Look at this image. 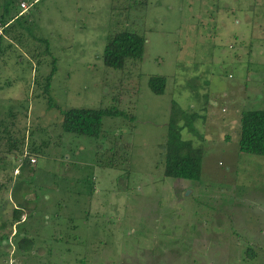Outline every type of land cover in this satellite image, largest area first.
Instances as JSON below:
<instances>
[{
    "label": "rangeland",
    "instance_id": "374dc122",
    "mask_svg": "<svg viewBox=\"0 0 264 264\" xmlns=\"http://www.w3.org/2000/svg\"><path fill=\"white\" fill-rule=\"evenodd\" d=\"M22 2L0 29V264H264V156L239 147L243 111L264 109V0ZM126 29L143 58L106 66ZM109 107L125 115L101 137L63 130L65 111ZM174 107L199 115L182 135L203 148L200 180L165 175Z\"/></svg>",
    "mask_w": 264,
    "mask_h": 264
},
{
    "label": "trees",
    "instance_id": "16d2710c",
    "mask_svg": "<svg viewBox=\"0 0 264 264\" xmlns=\"http://www.w3.org/2000/svg\"><path fill=\"white\" fill-rule=\"evenodd\" d=\"M22 0L15 7L13 0L3 6V13L0 15V27L7 28L13 26V22L22 17L24 12L17 10L21 7ZM29 5V4H28ZM30 6V5H29ZM20 9V8H19ZM17 10V15H13V11ZM40 44L44 45L45 54H50L49 40L47 38H37ZM146 48V38L136 32L123 30L108 37V42L104 51V63L106 66L114 69H123L128 60H140L143 58ZM4 52V50L2 51ZM1 53V51H0ZM57 71L56 60H53V68L49 75L45 78L44 87L45 95L51 98V85L53 77ZM151 89L156 94H163L166 90L167 78L165 76H154L149 81ZM51 100V99H50ZM63 130L67 133L99 138L103 135V120L106 116L119 117L124 116L122 110L118 107L109 108H71L64 113ZM199 117L197 113L184 114L174 107L170 129L168 134V142L162 146L166 156L165 175L175 179L200 180L202 176L203 165V148L195 146L192 139H185L182 135L186 127L192 131L194 121ZM184 119L181 124V119ZM239 147L242 152L249 154H257L264 156V109L243 111L240 119ZM122 150V149H120ZM116 152V151H115ZM118 155V152H116ZM29 155H25V163H31ZM112 164V163H111ZM110 165V164H109ZM93 193V190H91ZM21 208H16V224L21 221ZM33 241L24 239L20 244L22 250H30ZM256 251L247 245L245 251V262L255 261Z\"/></svg>",
    "mask_w": 264,
    "mask_h": 264
},
{
    "label": "built area",
    "instance_id": "2783aa9c",
    "mask_svg": "<svg viewBox=\"0 0 264 264\" xmlns=\"http://www.w3.org/2000/svg\"><path fill=\"white\" fill-rule=\"evenodd\" d=\"M21 6H22V8H23L24 10H27L28 7H29L28 4H27L26 2H23V3L21 4ZM0 29H1V28H0ZM31 161H32V162H35V159L32 158Z\"/></svg>",
    "mask_w": 264,
    "mask_h": 264
},
{
    "label": "crops",
    "instance_id": "0c3cea01",
    "mask_svg": "<svg viewBox=\"0 0 264 264\" xmlns=\"http://www.w3.org/2000/svg\"><path fill=\"white\" fill-rule=\"evenodd\" d=\"M1 29H2V31H3V30H4V27H2ZM0 35L3 36V37L5 38V40H9L5 33H2V34H0Z\"/></svg>",
    "mask_w": 264,
    "mask_h": 264
},
{
    "label": "clouds",
    "instance_id": "9594fccd",
    "mask_svg": "<svg viewBox=\"0 0 264 264\" xmlns=\"http://www.w3.org/2000/svg\"><path fill=\"white\" fill-rule=\"evenodd\" d=\"M28 6H29V5H28ZM29 7H30V6H29ZM29 7H28V9H29ZM28 9H27V10H28ZM27 10H24V9H23V11H27ZM0 28H2V27H0Z\"/></svg>",
    "mask_w": 264,
    "mask_h": 264
}]
</instances>
